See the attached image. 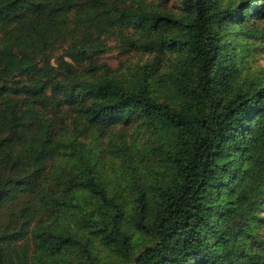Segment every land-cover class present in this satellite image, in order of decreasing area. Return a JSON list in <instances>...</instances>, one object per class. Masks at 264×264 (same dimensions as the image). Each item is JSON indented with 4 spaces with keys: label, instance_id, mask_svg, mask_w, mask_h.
<instances>
[{
    "label": "trees",
    "instance_id": "obj_1",
    "mask_svg": "<svg viewBox=\"0 0 264 264\" xmlns=\"http://www.w3.org/2000/svg\"><path fill=\"white\" fill-rule=\"evenodd\" d=\"M164 1L0 0V264H264V0Z\"/></svg>",
    "mask_w": 264,
    "mask_h": 264
},
{
    "label": "rangeland",
    "instance_id": "obj_2",
    "mask_svg": "<svg viewBox=\"0 0 264 264\" xmlns=\"http://www.w3.org/2000/svg\"><path fill=\"white\" fill-rule=\"evenodd\" d=\"M162 7H166L172 12H178L179 2L178 0H167L163 2L161 8ZM107 44L109 45V50L97 59V63L106 64L113 69L115 75L120 77L125 76L126 78H130L133 74L138 72L140 66L150 63L153 60V55L141 50L131 49L129 51H125L123 43L119 40V38L111 37L107 40ZM252 67V72L254 74H264V56L260 55L255 58ZM106 136H111L113 137L112 139L117 140L126 138L128 143L133 144L137 148H143L149 139L148 134L143 131H139L135 127L134 129H131L126 127L123 128L121 126L110 130ZM113 260L114 259H111L109 264H112Z\"/></svg>",
    "mask_w": 264,
    "mask_h": 264
}]
</instances>
